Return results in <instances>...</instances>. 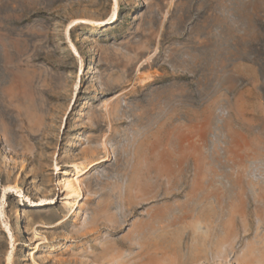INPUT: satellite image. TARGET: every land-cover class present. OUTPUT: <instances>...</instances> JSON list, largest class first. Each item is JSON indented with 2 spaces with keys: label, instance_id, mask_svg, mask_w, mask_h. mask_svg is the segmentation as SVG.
<instances>
[{
  "label": "rangeland",
  "instance_id": "obj_1",
  "mask_svg": "<svg viewBox=\"0 0 264 264\" xmlns=\"http://www.w3.org/2000/svg\"><path fill=\"white\" fill-rule=\"evenodd\" d=\"M113 4L0 0V264H264V0Z\"/></svg>",
  "mask_w": 264,
  "mask_h": 264
},
{
  "label": "bare ground",
  "instance_id": "obj_2",
  "mask_svg": "<svg viewBox=\"0 0 264 264\" xmlns=\"http://www.w3.org/2000/svg\"><path fill=\"white\" fill-rule=\"evenodd\" d=\"M114 4H113V12L110 16V18L108 19L106 24H113L117 21V0H113ZM79 24H88V21L85 20H73L72 22H70L67 27H66V31L69 32L73 27H75L76 25ZM75 51V50H74ZM150 56V55H149ZM148 58V57H147ZM150 60V59H149ZM148 60V61H149ZM147 61V63H148ZM146 62V60L142 61L139 65L137 70L139 71L140 68L144 65V63ZM81 71H82V65L81 62L79 63V73L81 75ZM105 146V147H104ZM103 149H105V151L107 150L106 145H104ZM105 161V158H102L100 160H96L93 162H90L87 165H73V173L71 175L72 179L71 180H60L59 181V185L61 186V192L65 193V198L69 199L73 204H76L77 199H82V186L79 182L80 177L86 173L87 171H89V169L91 167H93L94 165ZM56 170V174L57 175H64L66 172L61 173L62 170L58 169L57 167L55 168ZM75 201V202H73ZM66 203L68 206H72V203ZM45 203L44 200H40L37 204L33 203L32 206H40L43 205ZM11 254L9 253L7 258H6V264H11Z\"/></svg>",
  "mask_w": 264,
  "mask_h": 264
},
{
  "label": "crops",
  "instance_id": "obj_3",
  "mask_svg": "<svg viewBox=\"0 0 264 264\" xmlns=\"http://www.w3.org/2000/svg\"><path fill=\"white\" fill-rule=\"evenodd\" d=\"M262 73H259L258 75H261ZM264 74V73H263ZM261 80V79H260ZM263 82V84H264V80L262 81Z\"/></svg>",
  "mask_w": 264,
  "mask_h": 264
}]
</instances>
